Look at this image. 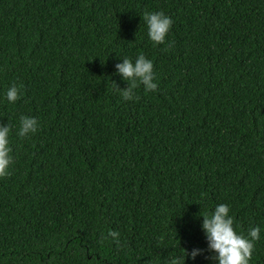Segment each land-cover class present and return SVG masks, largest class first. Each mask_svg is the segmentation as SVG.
I'll list each match as a JSON object with an SVG mask.
<instances>
[{
    "label": "trees",
    "instance_id": "16d2710c",
    "mask_svg": "<svg viewBox=\"0 0 264 264\" xmlns=\"http://www.w3.org/2000/svg\"><path fill=\"white\" fill-rule=\"evenodd\" d=\"M140 55L157 90L124 100ZM0 125V264H218L201 216L221 204L264 264V0H0Z\"/></svg>",
    "mask_w": 264,
    "mask_h": 264
},
{
    "label": "clouds",
    "instance_id": "9594fccd",
    "mask_svg": "<svg viewBox=\"0 0 264 264\" xmlns=\"http://www.w3.org/2000/svg\"><path fill=\"white\" fill-rule=\"evenodd\" d=\"M143 20L147 23L150 40L156 45L164 44L172 24L171 19L162 12L150 13L146 11L143 14ZM116 68L118 74L128 84V87L121 91L113 83L114 89L120 92L124 100L133 99L134 90L140 85H143L146 92L157 90L158 86L153 82L155 79L153 63L143 55H140L135 63L125 58L123 63L116 65ZM6 98L10 103L16 102L20 98L19 89L15 85L10 87ZM36 131V119L24 116L20 118L19 136L25 137ZM9 132L8 125H0V178L9 174L7 169L12 162L11 148L8 143ZM229 211L226 204H221L210 215L201 216L203 218L201 227L206 236L208 251L216 254L211 259L217 261L218 264H249L254 251V242L259 240L260 229L259 227L250 229L247 237L238 234L233 227L234 221L229 215ZM108 235L113 238L119 236L115 231L109 232ZM117 243H119L118 239ZM200 254H202L200 250H193L191 253L183 250V255L172 258L170 264H185V259L189 255L195 259Z\"/></svg>",
    "mask_w": 264,
    "mask_h": 264
}]
</instances>
